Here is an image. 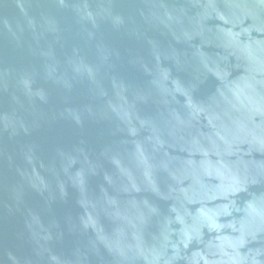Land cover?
<instances>
[{"label":"water","instance_id":"water-1","mask_svg":"<svg viewBox=\"0 0 264 264\" xmlns=\"http://www.w3.org/2000/svg\"><path fill=\"white\" fill-rule=\"evenodd\" d=\"M0 264H264V0H0Z\"/></svg>","mask_w":264,"mask_h":264}]
</instances>
